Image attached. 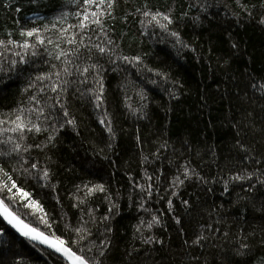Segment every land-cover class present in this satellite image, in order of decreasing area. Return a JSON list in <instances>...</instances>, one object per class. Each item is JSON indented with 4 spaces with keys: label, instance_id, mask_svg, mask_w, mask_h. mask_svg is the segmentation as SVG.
<instances>
[{
    "label": "trees",
    "instance_id": "trees-1",
    "mask_svg": "<svg viewBox=\"0 0 264 264\" xmlns=\"http://www.w3.org/2000/svg\"><path fill=\"white\" fill-rule=\"evenodd\" d=\"M242 3L247 11L236 0H116L111 15L101 17L104 31L92 26L87 33L116 53L98 58L103 105L95 107L91 77L84 85L73 82L66 104L75 129L66 124L42 151L33 147L21 153L29 164L16 154L0 156V163L42 205L52 227L46 229L37 220L39 210L23 202L12 204L13 211L46 233L73 239L69 225L88 221L87 213L94 212L95 223L87 227L90 239L104 244L106 254L98 257L103 264H264V185L250 189V181L231 180L238 173L264 169V95L259 90L264 84V0ZM82 10V4L69 0H0V40L23 43L27 38L21 31L37 28L43 37L57 41V18L69 13L68 23L76 24L72 14ZM145 10L169 14L173 23L161 29ZM29 43L35 44V37ZM61 47L71 46L61 42ZM35 50L32 56L31 49L11 44L0 48V119L31 107L30 96L40 87L55 97L47 89L50 82L40 83L36 77L54 71L51 63L59 67L60 62L48 56L52 45ZM124 56H138L142 63H129ZM84 62V56L77 61ZM87 63H97V57ZM56 110L63 119L58 106ZM101 119L112 121L114 135ZM7 135L13 134L0 139ZM27 135L24 144L46 142L47 133ZM10 147L0 145V150ZM252 157L260 163L254 164ZM35 160L50 170L48 186L35 170L32 175L23 171ZM185 165L195 174L173 188L172 179ZM85 184H103L107 191L96 192L77 207ZM149 185L151 195L142 190ZM153 215L160 223L149 230L146 224ZM141 221L145 224L138 232ZM0 228L5 231L0 264H61L60 258L18 238L1 221ZM199 235L206 239L193 244ZM149 237L153 242L145 243ZM241 243L250 245L247 257L236 254Z\"/></svg>",
    "mask_w": 264,
    "mask_h": 264
},
{
    "label": "snow or ice",
    "instance_id": "snow-or-ice-1",
    "mask_svg": "<svg viewBox=\"0 0 264 264\" xmlns=\"http://www.w3.org/2000/svg\"><path fill=\"white\" fill-rule=\"evenodd\" d=\"M70 3L76 6L83 5L82 12H76L72 15H75L77 19L76 24L68 23L69 13H62L60 17L57 18L53 28L56 27V24H60L59 36L57 41H53L51 37H43L40 33V30L33 28L27 31H21L20 35L26 37L23 43H17L14 40H9L5 42L0 40V48L7 49L8 44H11L14 48L20 47L25 50L31 49V55L36 56L37 51L35 50L37 46L45 47L47 45H52L53 50H48V56L55 61H59V67L56 63H51L50 68L54 71H47L43 75H38L36 81L43 83L49 81L47 89L51 93H55V97L48 96L46 94L45 87H40L36 95L30 96V101L32 106L27 110L23 108L17 109L14 116H9L8 119H0V136H5L7 133H12L13 135H7L5 139H0V145H11L10 149L7 151L0 150V156H12L16 154L20 156L24 164H29V160L25 159L21 153H30L33 147L40 149L41 151L48 147V143H54L57 136L64 129L65 125H71L73 129L76 127L75 118L71 117V114L67 108V96H68V87L73 82L79 83L81 85L87 84L89 77H91L95 87L90 89L92 91L95 107L100 108L104 103V82L103 77L101 76L102 65L98 64V58L100 56H115L116 53L113 52L106 45L92 41V38L87 33L92 31V26H96V29L104 31V24L101 20V17L107 13L111 15V10L114 9L116 0H69ZM236 4L239 8L244 11H247V5L242 3V0H236ZM10 6V5H9ZM95 8V11H89L90 9ZM147 8V6H146ZM145 16H150L151 20L155 21L156 24L161 28L167 30L168 25L173 23V20L169 14L161 13L159 11L154 14L149 10L144 11ZM251 15V13H249ZM114 18V17H113ZM165 21L166 23H162ZM260 23L264 24V18H261ZM67 25L66 27L64 25ZM79 29V31H76ZM172 36L178 37V33L172 32ZM35 37V44L29 43L31 38ZM61 42L67 43L70 47V50H66L61 47ZM109 43H112L109 40ZM235 47V45H233ZM2 55V53H0ZM27 55L25 51L24 55L21 56V61L24 60V56ZM85 57L84 63H77L80 60V57ZM93 57H97V63H87V61L92 60ZM119 58V57H117ZM123 59L129 63H134L138 65L142 63L140 57H134L129 59V57L124 56ZM12 64L15 65L16 61H12ZM95 69V75H92V70ZM148 71H153L148 69ZM156 75H162L159 72L155 73ZM75 77V81L71 78ZM167 79V77H165ZM34 86V85H33ZM253 88L257 87L256 84L251 85ZM259 90L261 94L264 95V84L259 85ZM77 92H80V95L83 96L84 92L80 88L76 89ZM52 100L53 103L49 104L48 101ZM57 106L59 107V112H62V117L58 115ZM27 111V115H25ZM100 123L105 125L106 130L110 135H114L112 128V121L110 119L105 120L101 119ZM11 125L10 127H2L4 125ZM59 126L56 127L55 125ZM42 134L47 133L45 143L37 144H24L23 141L28 139L27 134ZM15 137V139H14ZM243 147V146H242ZM247 151V149H244ZM50 159V158H49ZM252 162L254 164H259L260 161H257L255 157H252ZM32 170H35V174L39 180L46 182L44 186H48V182L51 181V172L45 166L41 167L38 160H35L30 163V167L23 169L29 175H32ZM16 171V169H12ZM195 174L194 170H190L187 165L184 166V171L179 175L174 176L171 181L173 188H179L184 185L186 180H190L192 175ZM183 177V179L181 178ZM151 180V177H148ZM202 179V178H201ZM231 180L234 182H251L249 183L250 189H255L256 186L264 185V169L257 168L252 171H245L243 174H236L231 177ZM151 185L148 189H142L149 191L150 193ZM84 198L81 199L77 197V207L85 204L89 196L94 195L96 192L104 193L106 188L103 184H96L89 186L88 184L83 185ZM79 191V186H78ZM176 195L177 193H173ZM23 202L24 206L33 209L39 210V215L37 217L38 222H42L46 229H50L52 225L49 223L47 218V212L44 210L42 205L32 198L30 191L26 190L21 184H18L17 180L13 178L8 170L3 166V163H0V217H3V220L7 222L13 229H15L21 236L34 241L38 244L44 245L46 250H49V255L56 256L58 255L61 260V264H103V261L98 259V257H103L106 254V249L104 244H96L93 240L90 239L92 236L91 230L87 227L89 222L95 223L94 212H88L89 217L88 221H84L72 227L69 225V231L74 233L75 239L72 236L65 238L63 234L56 235L55 231L46 233L41 230L39 227L33 226L32 222H26L21 218L20 214L16 213L12 209V204H19ZM57 202L59 199L57 198ZM185 205L188 204V201H183ZM169 208L172 209V201H168ZM116 205L113 204V207ZM109 208V212H111ZM32 214H36L33 212ZM109 217L105 216L104 219L107 220ZM83 220V217H81ZM177 223H180V220L177 219ZM160 223V218L156 215H153L151 220L147 222L146 226L150 230L154 225ZM145 222L141 221V225L137 227V231L141 230V227L144 226ZM217 231H219L217 229ZM5 231L3 228H0V236H4ZM227 235V233H225ZM206 237L199 235L193 244H200L202 240H205ZM145 243H152L153 240L151 237L144 240ZM105 243H108L105 241ZM96 252V255H89V253ZM236 254L240 257H247L251 254L250 245L247 243H241L240 247L236 250ZM264 260V258H262Z\"/></svg>",
    "mask_w": 264,
    "mask_h": 264
},
{
    "label": "water",
    "instance_id": "water-1",
    "mask_svg": "<svg viewBox=\"0 0 264 264\" xmlns=\"http://www.w3.org/2000/svg\"><path fill=\"white\" fill-rule=\"evenodd\" d=\"M0 221L5 225V227H6L7 229H9L12 233H14L18 238L23 239V240H25V241L31 243L32 245H34V246H36V247H38V248H40V249H43V250L49 252V250H46V248H45L44 245L38 244V243H36V242H34V241H31V240H29V239H27V238L21 236V235L15 230V229H13L10 225L7 224L6 221L3 220V217H0ZM56 256H57L58 258H60L58 255H56Z\"/></svg>",
    "mask_w": 264,
    "mask_h": 264
}]
</instances>
